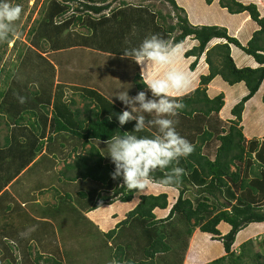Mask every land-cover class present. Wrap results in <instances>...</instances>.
<instances>
[{"label": "trees", "instance_id": "1", "mask_svg": "<svg viewBox=\"0 0 264 264\" xmlns=\"http://www.w3.org/2000/svg\"><path fill=\"white\" fill-rule=\"evenodd\" d=\"M109 1L88 0L89 3L84 6L85 13L80 12L78 14L76 12L68 17L61 23L60 30L58 27H54V18L57 15L62 16L66 14L68 7L60 9V7L56 6V9L48 13V17L50 18L45 23H48L49 26L47 28L50 33L55 35L58 32H64L63 30L69 24H75L76 21H81L82 24L85 21L82 16L86 15L88 19L93 14V16L99 15L100 17L97 21L88 19L85 22L87 24H82L90 29L89 35L85 37V41L92 44L93 39L99 40L102 38L108 44V50L109 48L115 50L116 45L110 47L109 45L113 40L117 41L116 35H121V38L125 36L124 28H130L131 31L136 27L151 30L149 24H153L152 30L164 39L166 47L170 50L172 44L179 46L187 38H191L197 42L196 46L185 53L187 57H196V60L191 64L193 70L199 58L208 50L211 41L216 39L224 40L215 44L216 48H214V50H218L219 61L215 57L213 58L214 52L210 53L209 58L207 57L210 72L207 75L203 74L201 76L198 88L181 99L185 105L179 111L183 114V118H192L196 114L209 116L213 112L218 114L223 109L225 106V96L223 93L214 98H209L207 94L206 86L216 76L220 75L224 81L232 86L240 83H244L246 86L245 95L231 108V114L234 116V119L230 121L231 124L227 131L223 130L221 134L216 131L200 130L201 135L199 137L203 144L213 139L214 136H217L216 139L220 144L216 150L215 159L212 160L208 155L203 154L202 145L192 140L194 151L189 156L181 157L178 164L177 162H173L163 169L158 167L150 173V181L153 183L163 185L162 181L170 177L167 186L178 189V197L167 219L148 222V218L154 217L152 213L154 209L167 208L168 195L166 193L158 195L143 194L141 193L142 190L129 189L124 185L122 176L113 181L111 184L114 187L113 196H104L102 198L104 201L118 197L123 202H131L136 194L140 195L137 206L128 213L124 221L119 223V227L133 220L141 222L144 225L145 232L141 240L137 242L138 247L136 246L138 252L144 258H141L139 261H125L123 258L124 250L118 247L119 251L117 250L116 253L117 261L110 260V264H154V258L157 255L163 256V254H169L173 250L174 252L177 251L169 243L171 240L167 242L164 234L155 235L156 233L153 234L152 228H150L159 222L164 223L170 220L177 214L183 218L185 224L188 226L186 233L189 236H192L194 228L198 227L199 232L208 234L204 241L207 242L208 246L210 245V249L221 248L220 252H215L219 253L217 254L219 256L212 258V260L204 264H264V249L263 253L260 250L261 245L264 246V240L258 241L255 238L261 232H264V203L260 204L258 200L259 197L264 198V160L263 163H257V159L253 156L255 152H257V158L259 155H262V152H264V141H259L257 137L247 141L245 131L240 125L243 121L247 102L257 95L264 84V14L260 10L261 8L264 9V7L259 6L257 2L245 3L240 0H220V5L226 8L230 14H246L251 18L250 23H253L254 27L256 26V29H252V33L249 30L248 33L251 37L244 39L246 43H243L240 38L230 35L226 27L192 24L188 19L185 9L180 7L176 0H165L173 6L177 18L176 25H169L167 27L164 23L158 25L156 16L151 12L150 14L144 6H135L130 1L122 0L118 4V8H111L113 1L117 0ZM213 1L206 0V3L212 4ZM54 10L55 12L53 13ZM115 24H118L119 26L116 27H121L123 30H119L118 32L111 31V27ZM52 25L53 27H51ZM176 30L179 33L173 37V33ZM233 45L245 52L248 55V60L254 61L258 66L254 67L251 64L245 67H238L231 54V46ZM63 47L52 44V50H61ZM31 72L34 73L32 78L28 74V78L22 80L23 83L11 80L10 75L12 73L8 74L4 83L8 84L10 79L9 84L13 85V96L11 99H7L5 91L0 90V99L4 98L5 102L9 101L8 103L13 105L16 103L12 102H15L18 96L25 95L26 100H29V102L33 101L32 104L37 109H44V115L52 117V134L44 141L42 138V135L45 133L44 127L40 128L38 126L36 127L38 128L36 130L38 134L31 133V139L26 141V143L23 142L21 146H27L28 150L35 148V151L38 152L46 146L50 153H55L57 150L62 152L65 148H68L65 156L71 158L72 161L71 163H67L62 171L57 172L58 180L63 179L71 182V184L77 182L79 179L108 184L112 180L111 173L114 170L105 162L97 144L99 142H106L118 132H120L121 138H123V133L127 132V129L119 126L117 117L112 114L113 110H109L108 106H103V103L100 104V101L104 99L97 91H89L91 97H87V102L83 108L77 107L76 109H72L73 106H78V102L75 99L68 100L63 93L64 89L52 94L53 81L47 76L44 79V83L41 84L43 98L38 93L40 91H32L30 89L32 85L31 80L33 79L34 82L37 80L40 83L41 81L38 79L40 76L39 72H35L33 68ZM137 77L142 80L141 74L138 73ZM142 83L146 87L144 79ZM52 99L55 105H53V110L50 111L48 108L52 103ZM60 101L62 103L56 105ZM104 102L106 103L105 100ZM262 103L264 104V92ZM23 111L25 112V110ZM15 122L17 125H23L27 124L28 120L21 113ZM252 123L253 127L249 123L248 132L254 134L256 132L254 126L256 125L253 120ZM4 124H6L7 128L10 127L9 124L5 123L4 117L0 115V128ZM199 128L201 126H195L194 129L198 130ZM33 129H35V126ZM143 131L142 136H155L146 129ZM189 142L191 143V141ZM18 147L15 146L14 140H11L9 137L5 138L4 146H0V171L4 169L3 166L8 158H11L16 153L20 155L23 152L21 149L18 150ZM238 164H244V169H241ZM177 166L183 168L185 170L184 173H175L174 169ZM234 167L235 169H233ZM254 168H256V171ZM260 169L263 170L261 173L259 172ZM254 171L255 175L253 179H247L248 175L250 173L253 174ZM190 185L196 187L195 193H193L194 198L186 196V193L191 191ZM2 187L3 184H0V188ZM234 187H237L239 190L238 194L233 191ZM78 197L86 199L88 196L85 192H80ZM66 198L71 201V194L67 193ZM222 199H225L226 202H222ZM93 207L97 208L99 204H95ZM147 223H149L148 228H146ZM114 233L115 230L108 232V238H112ZM188 245V243L184 244L182 250L186 251ZM178 254L179 252H177ZM24 258L33 260L35 264H40L39 262L43 256L38 255L34 259L32 258V254L28 252L27 257L25 254ZM148 258L150 260L145 261ZM45 262L46 264H62L52 258L46 259ZM166 264H183V260L166 261Z\"/></svg>", "mask_w": 264, "mask_h": 264}, {"label": "crops", "instance_id": "2", "mask_svg": "<svg viewBox=\"0 0 264 264\" xmlns=\"http://www.w3.org/2000/svg\"><path fill=\"white\" fill-rule=\"evenodd\" d=\"M176 1L180 7L185 9L188 19L192 24L219 25L221 27H226L230 35L240 38V40H242L243 43H246L244 39L250 38L248 32L253 27H250L249 23L247 22L246 14H242V15L230 14L226 8L220 5V0L219 1L214 0L212 4H207L205 0H181L180 3L179 0ZM254 1H256L257 3L258 2L262 3L261 0H254ZM242 28H248L249 30H247L245 34L242 35ZM244 36H246L247 38H244ZM222 41L224 40L216 39L210 42V46L208 47L210 48L212 46L211 49L203 53V55L199 58L194 70L191 68V64L196 60V57L185 56V53L188 50L192 49L194 46L197 45V42L191 38H187L184 43L179 45L180 57L175 64H170V65H162L153 61H146L144 64H137L132 56H128L127 58V56L123 54L124 52L118 51L116 50V48L115 50H111L110 48L109 50H102V51L100 49H99L100 51L93 50L92 56L95 57V59H93V61L95 60V65L97 62L99 63L97 64L98 66H104V68L107 69L106 71L109 70L107 74L110 76V81H109V86L106 89H105V87L107 86L106 83L105 86L101 87L102 88L101 90L100 89L98 90L97 88H95L97 90H95L94 88L92 89L97 91V93L100 94L102 98L106 101L105 103L104 100H102L100 101V104L103 103V106H108L109 110H113L112 114L115 115V117H117V115L120 112L125 110V106L119 101V99L116 96L121 93L124 87H127V79H123L121 73H125L127 70L126 69L127 67L125 66L124 63L130 62L131 64L130 63L128 64L129 69L133 68L135 69V71L134 72L132 71V75H130L127 72V74H129L128 81L130 83V80H132L134 82L133 84H135V86L133 85L132 86L138 89L139 91H142L141 89H143V83H142L143 79L144 82L146 83L148 79L162 78L165 74L164 72H167L170 68H177L185 72L190 81L188 87L182 90V92L179 95L174 90L170 91L169 93L170 98L181 100L183 97L190 94L192 91H194L197 87L200 86V78L203 74L207 75L210 72V65L207 61V57L209 58V54L214 52L213 58L215 57L216 60L219 61V56H218L219 54L217 52L218 50H214V48H216V46L214 45ZM120 42H121V37H117V41L113 40L112 43L114 44L113 46H115ZM231 49H232L231 50L232 57L234 58V61L238 67H243L242 65H251V64L254 67L258 66V64L255 63L254 61L253 62L255 63V65H253V62L251 60H248V55H246V53L243 52L242 50L237 49L234 45L231 46ZM138 73L141 74L142 80L137 77ZM159 73L162 74L159 75ZM96 80L98 84L100 81L98 79ZM90 82H92V78ZM206 89L209 98H214L220 93H223L225 96V106L218 114L213 112L209 116H202L200 114L199 115L196 114L192 118H183L182 116L183 114L178 112V114L175 117H170L176 121L175 124L176 129L177 128L182 129L180 128V125H183V129L185 128V132L183 133L182 137L186 138L188 141H191V143L193 140V142L202 145L203 154H204V150L208 151L210 150V148H212V150L214 151L217 150L220 142L216 139L217 136H214L213 139L203 144L201 142V138L200 140L198 139V137L201 135L200 130L203 129L206 131L217 132L222 122H225L228 124L227 125L228 127L226 129L224 128L223 130L227 131L231 124L230 121L234 119V116H232L231 114V108L238 101H240V98L242 96L245 95L246 86L244 83H240L232 86L228 84L226 81H224V79L220 75H218L206 86ZM235 90H238L239 93L238 94L234 93ZM143 91L147 92L146 100L156 99L155 97L152 96L150 90H143ZM263 92H264V84L261 90L257 93V95H255L250 101L247 102L245 107L243 121L240 125L243 127L245 131V136L247 141L252 140V138L254 137L251 135L255 134V133L253 134L252 132H251L252 134L248 132L249 122L251 120L254 121L257 129L259 128L258 131L261 130L264 131V104L262 103ZM88 97L91 96L88 95ZM130 97H134V92L130 94ZM135 107L137 111L133 112L134 116L143 115L146 118L147 115L150 114L141 111L139 109L138 102L135 103ZM128 110L131 111V108H129ZM252 111H254L253 115H252ZM33 112L35 113L34 118H36L37 113H38V117H37L38 119L42 116L41 115L42 113L39 111H33ZM151 114L155 115L153 121L159 118L155 114V112ZM214 114L219 115L218 118L222 122L221 121L218 122V119H214L208 123V120L211 119V116ZM247 115L248 116L252 115V118H248ZM150 120L151 119L145 120L144 129L150 131L156 136L159 132V126L155 124L149 125ZM193 122L194 123L196 122L195 123L196 125L193 124ZM136 123L137 121L134 119L123 125V127L127 129V132H131ZM188 124L192 126V129H194L195 126H201V128L198 129L199 131L196 130L195 132L196 136L195 137L192 136L191 140H189V137L191 135L187 133V131L190 130ZM143 132L144 131L137 132L134 134L139 138L140 136L143 135ZM257 139L263 142L264 133L262 135H259ZM97 145L100 148L101 154L103 155L105 162L108 163L111 166V168L115 171V164L111 162V158L108 156L109 154L108 144L106 142H99ZM214 145H216V148H213ZM67 152H68V148H65L62 152L57 150L55 153H50L47 147L45 146L39 152L35 151V153H31L28 155L25 153L24 154L20 153V155L16 153L15 155H12L11 158L7 159L6 161L7 165H5L6 164L5 163L3 168L6 174L5 179L8 177V180L6 182V185H3V187L0 188V243L7 242L9 243V245L13 246V249H10L9 245L0 244V251H2V254H0V256L6 254L5 247L8 250H16V252L18 251L17 253H19L20 249L22 248V245L20 244H25L29 241L35 240L36 239L35 237L39 232L43 234L42 237L46 239V240L41 239L39 247H35L38 248L37 256L38 255L43 256V258L40 261H43L44 264H46L45 262L46 259L52 258L61 262L62 264H65L64 261H62L59 257H56L55 255H52L50 253H43L42 249L44 248H41L46 246L49 247V243L56 241L54 235V228L57 226L56 221H59V226L60 223L68 226L70 236L74 235L75 238L76 237L79 238L76 240L78 241L82 240L90 244L92 243V240L94 242V239L86 238L84 240L85 237L81 236L79 233H76L75 235V232H77L75 231V229L79 227V229L83 230L82 225H84L86 228L88 225L86 223L88 222L91 230L92 226L93 227L96 226L95 221H98V219L100 221L99 215H103L104 220L106 222L105 230L101 232L102 233L101 241L103 240L106 241L103 242L104 244L103 243H100L99 245L94 244L93 247L92 244H90L88 248L90 250L88 251L90 253L89 256L91 257L92 250H94L95 257L93 258V261H89L88 259L87 264H103L105 260H108L110 263L111 262L110 259L105 258L103 255L104 253L98 247L103 246V249L106 248L107 251L108 250L111 251L110 248L114 246L112 244L113 241H116L115 247H113L112 250L113 256H111L113 257L114 261H117L116 253L118 247L123 248L124 259L127 258L128 253H130V248L128 247H130L133 244L135 245V249L136 246L138 247L137 242L141 240L142 235L145 232L144 225L141 222H137L133 220L131 221L132 223L130 222L121 227H119V223L127 218V215L130 211L135 209V207L139 202L140 195L136 194L131 202H123L118 197L104 201L102 199L104 196L105 197L113 196L114 187H112L111 184L113 183L114 179H112L108 184H101L99 182L79 179L77 180V182L72 183L73 193L67 192L71 194L72 200L70 201L67 199V201L70 202L59 203L58 201L57 203H50L49 200L46 201L47 199H45V196H47L48 193L45 191L46 190L45 187L49 183L46 182L45 180L47 179V177H49L48 176L49 168L52 167L54 164L59 167V164L62 163L63 167L61 169H57L58 172L62 171L65 168L66 164L71 163L72 161V159H69L68 161V159L64 158ZM256 153L257 152L253 153V155L254 154L256 155ZM57 155L58 157H56ZM215 157H216V153L214 155V159ZM20 158H22V160ZM35 160L36 162L33 163ZM23 166H25V169L22 171L20 168ZM17 180H20L18 187L16 189L11 190V188L14 186ZM58 181L67 182L63 179L62 180L59 179ZM33 182H34V186H33ZM80 183L82 186L79 185ZM152 185L153 187H148V188L146 187L144 190L141 191V193L153 194V195L166 193L168 195V206L167 208L154 209L152 212L154 217L148 218V222H154V220L159 221V220L167 219L170 214V210L176 201L175 200L172 203L171 199L174 200L173 198L175 197V194H178V189L176 187L160 185L153 182ZM49 186H51V184ZM57 186L58 185H53V187H51L53 191H55V194H58L62 190L61 187L59 188ZM31 187H33L34 189L32 190ZM189 187L191 189V192L195 193L194 190L196 189V187L193 185H190ZM5 188L7 191L5 190ZM80 192H85L88 197L86 199L79 198L78 196ZM188 192L186 194H188ZM67 193L65 194V197ZM172 193H174V196H172L173 195ZM95 204H99V207L94 208L93 206ZM177 215H174L170 220L164 223L159 222L156 225L151 226L150 228H152L153 231L152 233L153 234L156 233L155 235L164 234L168 242V237L171 235V233L175 234L174 232H177L174 224H172L174 218ZM70 216L74 218V223L69 222ZM7 218H9V220ZM81 219H84L86 223H80L79 220ZM100 223L101 221L99 222V224ZM146 225H147L146 228H148L149 223H147ZM168 227L170 228V233L165 232V229ZM112 230H115V233L113 234L112 238H108L107 234ZM159 231L161 233H159ZM82 232L86 233L87 230L85 231L83 230ZM84 235L86 236V234ZM207 235L208 234L194 231L191 238L193 237L192 239H194L195 237L196 242L199 241V243L203 240L202 245L200 246V250L203 253L208 252L210 255L212 249L208 250L207 242L204 241L205 238H207L206 237ZM50 237L53 238L52 241H50L49 239ZM30 246L31 244H29L27 247L30 248ZM28 252H30V250ZM27 253H26V257H27ZM217 254L219 253H215L210 257L215 258L219 256ZM32 255L35 256V253H33ZM6 256H9V254L5 255V257ZM162 258H163L162 256L157 260L156 258H154V264H166V262ZM126 260L129 259H125V261ZM149 260L150 259L148 258L145 261H149ZM188 260L189 258L188 257L186 258L185 256L183 260V264H189ZM193 263H195V261Z\"/></svg>", "mask_w": 264, "mask_h": 264}, {"label": "rangeland", "instance_id": "3", "mask_svg": "<svg viewBox=\"0 0 264 264\" xmlns=\"http://www.w3.org/2000/svg\"><path fill=\"white\" fill-rule=\"evenodd\" d=\"M111 1L112 0H110L109 2ZM120 1L122 0L113 1L111 8H116L118 4L120 3ZM126 1H130L131 4L135 6L140 5V6L146 7L149 13L151 12L153 15L156 16V21H158V25L164 23V25L167 27L169 25L177 24L175 9L169 2L165 0H126ZM240 1H243L245 3L256 2L254 0H248V1L240 0ZM180 2L181 0H179V3ZM261 2L262 3H259V2L258 3L262 7H264V1L261 0ZM13 3L19 4L22 7L21 16L19 20H17L16 22L9 24L6 29L0 30V68H1L0 90L5 91V94H7V99H11L13 96L12 94L13 85L9 84L10 79L13 81H17L18 83L20 82L23 83L22 80H24L25 78H28V74L32 78V75L34 74L32 73L34 71L31 72L32 68L35 70V72L37 73L39 72L40 76L38 77V79L41 81V83L38 82L37 80L34 82L32 79L31 80L32 85L30 86V89L34 92L40 91L38 93L42 97L41 84H43L44 79L48 77L51 81H53L52 94L64 89L63 93L64 95H66V98H68V100L75 99L78 102V106H73L72 109H76L77 107L83 108L84 104L87 102L86 100L89 95V91L93 90L92 88L94 89L97 88L98 90L99 89L101 90L102 89L101 87L105 86V83L107 84L105 89L108 88L110 76L107 74V72H109V70L106 71L107 69H105L104 66H98L97 64L99 63L97 62L95 65V60L93 61L95 57L92 56L93 50H96V51L108 50L107 48L108 44L102 38H100L99 40L93 39L92 44H90V42L88 41L86 42L85 37L89 35L90 29L82 25L88 19H92V21H97L100 16L99 15L93 16L94 15L93 14L92 16H90L91 18H88V19L86 15L82 16L83 19L85 20L82 22V24H81V21L79 22L76 21L75 24H69L66 27V29L63 30L64 32H60V33L58 32V34H55V35L50 33L49 29L47 28V26L49 25L48 23H45V21L48 22L50 18L48 17V13H51L53 9H56V6L60 7V9H64L67 6L68 8H67L66 14L62 16L57 15L54 18V27H58L59 29V27L61 26V23L65 21L69 16H72L74 12H77L78 14H80V12L85 13L84 6L89 3L88 0H13ZM129 8L131 9V7ZM260 10H262V13L264 14V9L261 8ZM54 12L55 10L53 11V13ZM157 15H158V18H157ZM246 18H247V22L249 23L250 27H254V24L250 23L251 18L249 16L247 17V15H246ZM124 25H127V24H124ZM116 26H119V25L115 24L114 26H112L111 31L118 32L119 30H123L121 27H116ZM152 26L153 24H149V27L151 28V30H146L147 28H142L144 29L142 30L136 27V28H133L132 31L130 30V28L129 29L124 28V26H122L124 28L125 36L121 38V42L119 44H116L115 46L116 50L125 52V50L131 51L132 48L138 47L146 37H150L151 35L155 34V32L152 30L153 29ZM51 27H53V25ZM255 27L252 29H256ZM252 29H251V33H252ZM247 30L249 29L242 28V35L245 34ZM59 34L60 36H58ZM116 36L121 37V35H116ZM244 38H247V37L244 36ZM52 44H57V46H64L63 48H61L63 50H60V51L52 50ZM113 45L114 44L111 43L109 47ZM129 63L130 62L124 63L125 66L127 67L126 68L127 70L125 73H121L123 79H127V87H124L121 92H127L129 96L132 92H134V97H135L137 93L140 91L133 87L135 86V84H133L134 82L132 80H130V83L128 81L129 74L132 75V71L133 72L135 71V69L133 68L129 69V65H128ZM253 65H255L254 62H253ZM242 66L245 67L247 65H242ZM127 72L129 74H127ZM8 74H11L10 75L11 78L9 79L8 84H5L4 81ZM161 74L162 73H159V75ZM91 78H92V82H90ZM96 79L100 81L98 83L100 86L97 84ZM234 93L238 94L239 92L238 90H235ZM22 97L26 98L25 95H22ZM8 102L9 101L5 102L4 98L0 99V115L4 117L5 123L10 125V127L7 128L6 124H4L0 128V146H4L5 138L9 137L11 140H14L15 146L17 147L19 146L18 150L21 149V151H23L21 152V154L25 153L28 155L29 153H34L35 148L34 149L31 148L30 150H28L27 146H21V145L23 142L26 143V141H29L31 139V133L38 134V132L36 131L38 130V128H36L38 126H40V128L44 127L43 129L45 133L42 135V138L44 141H46L48 136L52 134V126H51L52 117L50 115L48 116L46 114L44 115L45 113L44 109L42 108L37 109V107L34 104H32L33 101L29 102V100L25 99L24 103H20L19 100L17 99L15 102H12V103H16L13 105L11 103L9 104ZM61 103H62L61 101L57 102L56 105H59ZM53 105H55V103H53V99H52V103L50 104V107L48 108L50 111L53 110L52 109ZM25 106H26L25 110H27L26 114L24 113V111H22L24 110ZM29 110L39 111L43 114V116H41L39 119L37 118L38 113L36 115V118H34L33 116H29L28 115ZM21 113L24 114L25 118L28 120L27 125L26 124H23V125L16 124L15 121L18 118V116L21 115ZM253 114H254V111H252V115ZM252 115L251 116L247 115V117L252 118ZM218 117L219 115H216V114L212 115L211 119L208 120V123L214 119H218V122L221 121ZM154 118H155L154 114H148L145 120L151 119L153 121ZM195 123L193 122V124ZM249 123H250V126L253 127L252 120ZM227 125H228L227 123L222 122L217 132L222 134L223 133L222 130L224 128L226 129L228 127ZM34 126H35V129H33ZM188 127L190 130L187 131V133L191 135L189 137V140H191L192 136L193 137L196 136V133H195L196 130L192 129V126L190 124H188ZM254 127H255L256 132L254 135H251V136L258 138L259 135H262L264 133V131L263 130L258 131L259 128L257 129L256 126ZM180 128L182 129L177 128L176 130L182 136L183 133L185 132V128L183 129V125H180ZM198 139L200 140V137H198ZM213 148H216V145H214ZM215 153H216V150L214 151L212 150V148H210V150L208 151L204 150V154L209 155L211 159H214ZM253 156L255 159H257L256 160L257 163L258 162L263 163L264 152H262V155L261 156L259 155L258 158L256 155H253ZM64 158H67V156H64ZM20 159L22 160V158ZM67 159L69 161V159L71 158H67ZM35 162L36 160L33 163ZM238 165L241 169H244L245 167L244 164H238ZM12 166H15V165H12ZM62 167H63V164L60 163L59 167L54 164L52 167L49 168V172H48L49 177H47V179L45 180L46 182L49 183L45 187L46 189L45 191L48 193V195L45 196V199H47L46 201L49 200L50 203H57L58 201L59 203H68L69 201H67L65 194L67 192L73 193L72 191L73 184H71L70 182H64V181L57 180V172H58L57 169H61ZM20 169L23 171L25 169V166L21 167ZM254 170L256 171V168H254ZM4 171H5L4 169L0 171V182H1L0 184L1 185L3 183H4L3 185H6V182L8 180V177L5 179L6 174ZM255 171L253 174L250 173L248 175V179L250 178L253 179V176L255 175ZM262 171H263L262 169L259 170L260 173ZM19 183H20V180H17V182L14 184L11 190L16 189ZM50 184L51 186H49ZM53 185H58L57 187L59 188L61 187L62 190L58 194H55V191H53V189L51 188L53 187ZM79 185H81V183ZM33 186H34V182H33ZM148 187H153L152 181L149 182L147 188ZM31 188L32 190L34 189L33 187ZM234 188H233V191L238 194L239 190L237 189V187H234ZM172 194H173L172 196H174V193ZM177 195L178 194H175V197L173 198L174 200L171 199L172 203L176 200ZM186 196L194 198L193 192L191 191L188 192ZM258 200L260 204L264 203L263 197H259ZM222 202L225 203L226 200L222 199ZM1 212H4V211H1ZM99 218H100L101 223L99 224L100 222L99 219L98 221H95L96 226L94 227L92 226L91 230H90V225L88 222L86 223L84 219L79 220L80 223H86L89 225V226L87 225L86 228L84 225H82L83 230L84 231L87 230L86 233L85 232L83 233L82 232L83 230L79 229V227L75 229V231H77L75 232V235L76 233H79L81 236L85 237L84 240L86 238L94 239V242L92 240V243H90L92 244V247L94 244L99 245L100 243H103L106 241V240L101 241V237H102L101 232L105 230L106 222L104 220L103 215H99ZM7 219L9 220V218ZM69 222L74 223V218L72 216H70ZM56 224L57 226L54 228V235H55L56 241L49 243V247H47L46 245H45L46 247H41V248H44L42 249V252L50 253L52 255H55L56 257H59L62 261H64L65 264H87L88 259L89 261H93V258L95 257L94 250H92L91 257L89 256L90 253L88 252L90 251L88 249L90 244L82 240L81 241L76 240L79 238L77 237L75 238L74 235L70 236L68 226L61 224V223L59 226V221H56ZM172 224H174L177 232H174L175 234L171 233V235L168 237V241L171 240L169 243H171L176 248L177 251L174 252L173 250L169 254L163 255L162 259L165 262L176 260V259L184 260L186 256V258L187 257L189 258L188 260L189 264H202V263L204 264L212 260V257L210 256L215 254L216 251L217 252L221 251V248L219 247L215 249L213 248L212 251L210 252V255L208 252L207 253L201 252L200 246L202 245L203 240L200 243L199 241L196 242L195 237L194 239H192L193 237L191 238V236H189L186 233L188 226L185 224L181 216L177 215L174 218ZM198 229L199 228L196 227L194 228V231L199 232ZM165 232L170 233V228L169 227L166 228ZM159 233L161 232L159 231ZM84 234H86V236ZM42 236L43 234L38 232L35 237L36 238L35 240L29 241L25 244H20L22 245V248L20 249L19 253H17L18 251L16 252V250H8L5 247L6 254L0 256V264H35L33 260H27V258H24V255L30 250V253L32 254L35 253V256L32 255V258L35 259V257H37L38 248H35V247H39L41 239L46 240ZM255 238L258 241L264 240V232L263 233L261 232L259 236H256ZM49 239L50 241H52L53 238L50 237ZM187 243L190 245H188V248L186 251H183L182 246ZM0 244L9 245V243L7 242L0 243ZM29 244H31L30 248L27 247ZM112 244L114 245L113 247H115L116 241H113ZM9 246H10V249H13V246L11 245ZM113 247L110 248L111 251L109 250L107 251L106 248L103 249V246L102 247L99 246L98 248L102 250L105 258L114 260L113 257H111L113 256L112 255ZM210 248L211 247L209 245L207 249L209 250ZM263 249H264V246L261 245L260 250L262 251V253H263ZM177 252H179L178 255H177ZM0 254H2V251H0ZM8 254L9 256L5 257V255H8ZM160 257L161 255L159 254L156 257V260L159 259ZM141 258H144V257L141 256L137 248L135 249V245L134 244L131 245L130 253H128L127 258L125 259L139 261ZM194 261L195 263H193ZM39 263L44 264L43 261H40ZM103 264H110V263L108 260H105Z\"/></svg>", "mask_w": 264, "mask_h": 264}, {"label": "clouds", "instance_id": "4", "mask_svg": "<svg viewBox=\"0 0 264 264\" xmlns=\"http://www.w3.org/2000/svg\"><path fill=\"white\" fill-rule=\"evenodd\" d=\"M21 13L22 7L19 4H14L13 0H0V30L6 29L9 24L19 20ZM178 33L179 31L176 30L173 37ZM123 54L132 56L137 64L153 61L162 65H170L175 64L179 59L180 49L178 45L173 44L171 50L168 49L164 39L153 34L146 37L138 47L132 48L131 51L125 50ZM189 83L185 72L177 68H170L162 78L148 79L145 83L146 87L143 86L142 91L138 92L135 97H130L127 92L116 95L125 106V110L117 115L119 126L122 128L123 125L134 119L137 123L131 132L123 133V138L118 132L106 141L109 146L108 156L115 164V171L111 173L112 179L116 180L122 176L124 185L129 189L144 190L150 182L151 172L158 167L163 169L173 162L178 164L181 157H187L194 151V145L177 132L176 121L170 118L175 117L185 107L182 100L170 98V91L174 90L179 95L182 90L188 87ZM143 90H150L156 99L146 100L147 92ZM25 99V97L18 96L20 103H24ZM136 102L139 103L141 111L150 114L155 112L159 117L154 121H149V125L159 126L156 136L138 138L134 134L145 128V117L133 115V112L137 111ZM129 108L131 111L128 110ZM26 112L27 110L24 113L26 114ZM33 114H35L33 111H28L29 116L34 117ZM174 171L179 174L184 173L185 170L177 166ZM169 179L170 177L165 178L162 181L163 185L167 186Z\"/></svg>", "mask_w": 264, "mask_h": 264}]
</instances>
